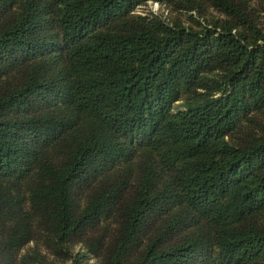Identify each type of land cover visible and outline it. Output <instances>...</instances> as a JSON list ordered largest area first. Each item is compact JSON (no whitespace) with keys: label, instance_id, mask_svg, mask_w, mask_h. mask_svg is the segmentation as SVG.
<instances>
[{"label":"trees","instance_id":"obj_1","mask_svg":"<svg viewBox=\"0 0 264 264\" xmlns=\"http://www.w3.org/2000/svg\"><path fill=\"white\" fill-rule=\"evenodd\" d=\"M90 259L264 264V0H0V264Z\"/></svg>","mask_w":264,"mask_h":264},{"label":"rangeland","instance_id":"obj_2","mask_svg":"<svg viewBox=\"0 0 264 264\" xmlns=\"http://www.w3.org/2000/svg\"><path fill=\"white\" fill-rule=\"evenodd\" d=\"M133 12L141 15L153 13L165 19H171L177 15V13L174 10L170 9L168 6L161 5L160 3L155 1H147L145 4L138 5ZM180 16L184 20V23H190L186 20L187 16L184 13H181ZM88 264H94V260L90 259Z\"/></svg>","mask_w":264,"mask_h":264}]
</instances>
